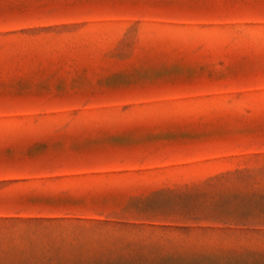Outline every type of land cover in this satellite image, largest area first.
<instances>
[{"label":"rangeland","instance_id":"obj_1","mask_svg":"<svg viewBox=\"0 0 264 264\" xmlns=\"http://www.w3.org/2000/svg\"><path fill=\"white\" fill-rule=\"evenodd\" d=\"M0 264H264V0H0Z\"/></svg>","mask_w":264,"mask_h":264}]
</instances>
